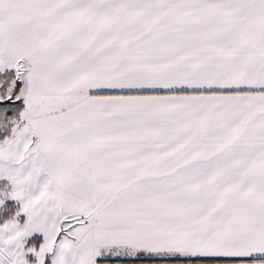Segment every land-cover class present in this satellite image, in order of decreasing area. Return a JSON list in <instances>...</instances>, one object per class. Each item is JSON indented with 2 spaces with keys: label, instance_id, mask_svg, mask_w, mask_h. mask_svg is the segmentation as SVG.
Returning <instances> with one entry per match:
<instances>
[{
  "label": "snow or ice",
  "instance_id": "obj_1",
  "mask_svg": "<svg viewBox=\"0 0 264 264\" xmlns=\"http://www.w3.org/2000/svg\"><path fill=\"white\" fill-rule=\"evenodd\" d=\"M0 264H264V0H0Z\"/></svg>",
  "mask_w": 264,
  "mask_h": 264
}]
</instances>
